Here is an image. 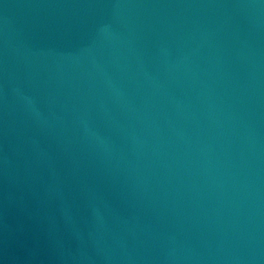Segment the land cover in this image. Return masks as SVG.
Masks as SVG:
<instances>
[{
  "label": "water",
  "instance_id": "1",
  "mask_svg": "<svg viewBox=\"0 0 264 264\" xmlns=\"http://www.w3.org/2000/svg\"><path fill=\"white\" fill-rule=\"evenodd\" d=\"M0 264H264V0H0Z\"/></svg>",
  "mask_w": 264,
  "mask_h": 264
}]
</instances>
